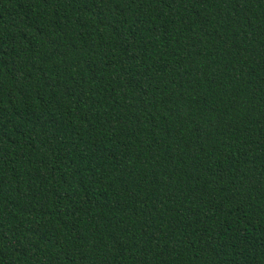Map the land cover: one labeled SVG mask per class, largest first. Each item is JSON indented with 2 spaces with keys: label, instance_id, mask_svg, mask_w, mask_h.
Masks as SVG:
<instances>
[{
  "label": "trees",
  "instance_id": "1",
  "mask_svg": "<svg viewBox=\"0 0 264 264\" xmlns=\"http://www.w3.org/2000/svg\"><path fill=\"white\" fill-rule=\"evenodd\" d=\"M0 264H264V0H0Z\"/></svg>",
  "mask_w": 264,
  "mask_h": 264
}]
</instances>
